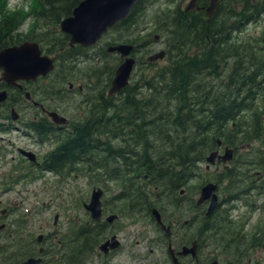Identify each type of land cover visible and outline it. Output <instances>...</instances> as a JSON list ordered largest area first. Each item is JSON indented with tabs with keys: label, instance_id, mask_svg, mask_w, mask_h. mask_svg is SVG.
<instances>
[{
	"label": "trees",
	"instance_id": "trees-1",
	"mask_svg": "<svg viewBox=\"0 0 264 264\" xmlns=\"http://www.w3.org/2000/svg\"><path fill=\"white\" fill-rule=\"evenodd\" d=\"M80 1L38 0L24 14L0 9V48L30 39L44 53L55 55V69L38 79L48 81L42 100L75 97V92L59 95L68 82H83L78 112L67 125H55L42 109L31 112L36 118L20 114L23 129L32 131L40 146H51L37 155L39 162L22 161L24 165L15 169L22 171L16 178L10 176L11 183L42 173L80 175L105 191L114 184L111 203L123 204L125 217L150 219L157 230L153 208L168 223L174 219L184 225L187 219L185 226L192 234L197 219L201 234L237 229L229 215L217 226L212 214L198 217L193 195L206 181H215L203 164L219 139L234 152L242 145L250 150L234 159L236 168L222 170L217 179L224 187L244 191L251 188L249 171L258 170L264 196V0H221L210 18L203 8L186 9L185 0H164L165 7L153 13L152 6L160 0H136L129 14L106 32H114L111 39L89 47L70 45L69 35L59 28ZM207 1L197 0V5L203 7ZM26 17L32 19L27 33L16 31ZM156 33L166 44V62H138L122 91L108 95L119 55L107 49L123 42L146 54ZM56 88L61 94H55ZM23 102L21 90L8 88L7 98L0 102V131L15 125L11 108L22 111ZM49 103L45 108L52 110ZM192 178L197 180L192 183ZM106 230L96 221L88 231L83 224L72 234L66 230L51 257L58 264H84ZM36 243L32 234L22 241L3 242L0 249L10 254L15 249L10 259L18 260L35 255Z\"/></svg>",
	"mask_w": 264,
	"mask_h": 264
},
{
	"label": "flooded vegetation",
	"instance_id": "flooded-vegetation-1",
	"mask_svg": "<svg viewBox=\"0 0 264 264\" xmlns=\"http://www.w3.org/2000/svg\"><path fill=\"white\" fill-rule=\"evenodd\" d=\"M32 41L30 39L23 40ZM21 42L17 43L20 44ZM12 44V45H17ZM11 46V45H8ZM7 47V46H5ZM4 48V47H3ZM2 49V48H0ZM150 50H152L150 46ZM167 50L164 49L165 55ZM137 50L133 48L131 56H133L137 63V57L135 56ZM164 55V57H165ZM122 61V58L119 56V62ZM40 82L37 80H20L17 83L20 85L6 84L0 80V90L5 89L8 95V88L14 87L22 91L23 104L22 111L17 110V118L15 121H11L16 124V128L22 127V122L20 123L19 117L23 113L25 117L36 118L35 115H32L37 109H42L40 105H35L34 102L40 103L36 100V97L39 96L40 88L37 86V83ZM82 85H78L79 91H81ZM76 90L74 85L68 84L66 91ZM65 91V92H66ZM26 92L29 93L30 97L27 98ZM74 92V91H73ZM66 95H63L65 97ZM54 100V98H52ZM50 99V101L52 100ZM45 108V107H44ZM12 109V108H11ZM15 109V108H14ZM21 111V112H20ZM43 111V109H42ZM32 112V113H31ZM5 120V119H4ZM11 120V119H10ZM69 120V119H68ZM67 125V124H65ZM59 126V125H57ZM64 126V125H62ZM23 132L26 136L32 139L39 145L37 136L30 130H24ZM40 146V145H39ZM217 146V145H216ZM223 144L219 148V152L223 151ZM243 147H246V150H250V147L241 146L237 152L233 151V155L228 162H218L215 159L213 165L209 168H205L207 175L212 176L214 180H208L213 182L216 185L214 194L216 196L215 206L209 210V207L212 203V198L207 197V199L199 202L198 198L200 196V191L203 185L200 186L198 193L195 197V205L198 210V217L202 214L210 216L212 214L211 222L213 226H217V223L223 222V219L229 215V218L233 220V224L237 229L230 228L228 232L223 234H201V223L197 219L194 233H189L190 228L186 227L187 220H182L184 225L179 224L174 219H171V222H166L165 224L169 226V234L166 235L165 232L161 233V227L159 230L154 227L160 233H149L148 227L153 228L152 221L148 219L141 220L143 226H146L141 233L133 234L132 229L129 232H124L125 230L122 227L121 222L125 220L133 222V218L125 217L126 212L121 209L123 204L121 203H111L110 198L115 195H110L106 191L102 193L101 196V217L99 220H94V222H99L104 224L107 228L106 234L102 236L101 242L98 244L95 252L91 253L84 264H264V204H263V192L260 191L262 188L261 181V172L255 169L249 171V183L251 188L244 191H236L232 185L224 187V182L219 181L217 178L222 173V170L227 168H236L233 164L234 159L238 156H244L245 151ZM36 154V153H35ZM260 158V157H259ZM18 160L27 162V157L23 154L18 153ZM197 180V179H196ZM194 178L191 179V182L196 181ZM206 181V182H208ZM185 189L180 190L181 209H185L186 198H185ZM183 196V197H182ZM74 206V204H73ZM84 209L83 215L80 218L68 219L66 221V230L72 234L73 231L77 230L80 225H85V231H88L93 225V219L91 218L90 212L85 208V202L82 201L80 206ZM242 208H244L242 210ZM258 210L263 214L262 221L257 222L255 225L251 222L252 214ZM18 209L15 206H7L0 204V243L3 242L11 243L16 241L24 240L28 235H32L34 232L30 231L26 233V224L24 223L23 218L16 216ZM235 215L238 217V220H235L233 217ZM116 216V217H114ZM111 219H108V218ZM114 217V218H112ZM58 219V218H57ZM57 219L54 220L53 229L46 231L45 234H42L40 242L35 244L37 248V253L35 255L29 256L41 257L40 264H58L57 259L51 257L59 245H61L60 237L62 229L61 227L57 229L58 223ZM119 222V223H118ZM71 224H75V229L70 228ZM20 225L22 227H20ZM226 225V224H225ZM151 228V230H152ZM154 229V230H155ZM235 231H240V235ZM41 234V233H40ZM37 234L36 240H37ZM130 237L128 240H131L129 250L126 252L129 254L130 259H123L122 261L117 262V254L121 253L126 247H122V239ZM118 239L120 244L117 248H109V241L113 243ZM104 242L107 243V251L99 250L100 245ZM196 243V244H195ZM139 245L142 250L141 253H138L136 246ZM184 246L192 247L196 246L194 254L192 252L181 253ZM43 249V251H41ZM4 252V253H2ZM16 254V250L13 249L12 253H9V250L1 251L0 249V264H22L26 258L22 259H10L13 255Z\"/></svg>",
	"mask_w": 264,
	"mask_h": 264
},
{
	"label": "rangeland",
	"instance_id": "rangeland-1",
	"mask_svg": "<svg viewBox=\"0 0 264 264\" xmlns=\"http://www.w3.org/2000/svg\"><path fill=\"white\" fill-rule=\"evenodd\" d=\"M38 0H0V9H5L8 12H16L20 10L22 14L24 12H30L31 9L35 8V3ZM189 0H185L184 6L188 3ZM187 6V5H186ZM165 7V1L160 0L156 2L152 8L151 12L153 13L155 10ZM32 19L30 17H26L22 20L19 27L16 31H20L23 33H27L29 25ZM254 25H252L253 27ZM250 26V28H252ZM36 34V33H35ZM114 35V32L106 33L98 42L99 46L104 45L105 41L111 39ZM155 40L152 41V50H148L146 54L136 53L137 63L140 65H145L148 62H157L158 64H163L166 62L167 56L163 59H152L151 57L164 51L166 49V44L163 41V38L159 37L156 34H153ZM123 43V42H120ZM119 44V43H116ZM115 45V44H113ZM112 52V51H108ZM118 55V54H117ZM113 64L115 62H112ZM138 65V64H136ZM79 66H83V62H79ZM136 70V68L134 69ZM138 72V71H137ZM47 80H41L37 83V86L40 88L39 96L36 97V100L40 101V104L45 107L48 106L47 101L42 100L43 94V86L47 84ZM74 85L76 90H73L76 93L75 97L66 98L65 100H58V95L54 96L53 102H50L52 110L56 111L60 115L64 116L67 121H69V117H73L75 112H78L77 100L80 99L81 95L78 93L79 89L78 85H82L81 79H77L76 81H70L68 84ZM67 86V84H66ZM68 88V87H67ZM58 88H56V91ZM82 90V89H81ZM66 91L59 96L69 95L70 92ZM72 94V93H71ZM21 112V111H20ZM23 115V113H22ZM32 118V117H29ZM2 122V121H1ZM6 123V122H3ZM15 125H12L10 129L5 132L0 131V204L7 206H15L18 211L16 216L23 218L24 223L26 224V233L30 231L34 232V236L37 234H44L46 231H50L53 229L54 218L57 217V223L59 229L61 227L62 232L66 231V221L70 217L80 218L83 215L84 209L81 208L82 201L88 202L92 192V185L88 184V181L85 177L77 175V176H65L58 177L50 173H42L41 176L33 179L23 178L17 183H11L10 176L15 177L20 173L18 170H15L22 161L18 160V153L20 149L31 151L32 153H36V156H41L46 150L49 149L51 145L39 146L36 142L26 136L23 132V129L16 128ZM247 148L243 147L245 151ZM222 153V150H221ZM38 159V156H37ZM36 159V161H37ZM25 164V163H24ZM23 164V165H24ZM27 164V162H26ZM205 164V163H204ZM203 164V165H204ZM22 165V164H21ZM22 171V169H20ZM39 174V173H37ZM209 176V175H208ZM16 178V177H15ZM5 184H8L7 186ZM103 188V187H102ZM116 189V186L113 184L110 186V192L107 193L112 195ZM112 191V192H111ZM197 197V195H193V198ZM264 198V196H263ZM262 198V199H263ZM74 204V206H73ZM244 208H242L243 210ZM235 220H238L235 215H233ZM76 218V219H77ZM263 214L256 210L252 214L251 222L255 225L257 222L262 221ZM141 221L138 223H130L126 222L124 232L129 229H132L133 234H140L146 226L142 225ZM148 227L149 233H155L154 226ZM61 232V233H62ZM144 232V231H143ZM130 233V232H129ZM1 244V243H0ZM137 252L141 253V249L139 245L136 246ZM125 253H121L119 259L125 258Z\"/></svg>",
	"mask_w": 264,
	"mask_h": 264
},
{
	"label": "water",
	"instance_id": "water-1",
	"mask_svg": "<svg viewBox=\"0 0 264 264\" xmlns=\"http://www.w3.org/2000/svg\"><path fill=\"white\" fill-rule=\"evenodd\" d=\"M221 0H208L203 7L197 5V0H189L186 9H205L206 15L210 18L216 11L217 5ZM136 0H81L72 10L71 14L63 18L60 22V30L69 35L70 45L80 44L82 46L94 45L109 28L116 22L124 19L130 12ZM133 44L119 43L112 45L108 51H115L122 57L121 63L116 67L114 75L110 81V87L107 91L108 95H113L122 91L125 87L133 70L135 59L129 54L133 50ZM164 56V51L154 54L151 58L157 59ZM0 80L6 84L20 86L19 80H36L38 76H46L54 69V57L42 53L39 44L35 41H24L17 45H11L0 49ZM27 98L30 97L26 92ZM7 97V91H0V102ZM35 105H40L34 102ZM43 110H45L43 108ZM47 115L57 125L66 123V118L56 111L46 110ZM13 120L17 118V113L14 109L11 110ZM221 144L220 140L217 145ZM31 161L36 162L35 155L31 151L22 150ZM232 157V150L226 147L223 154H219L217 150L212 151L206 160L209 163L217 161L226 162ZM216 185L214 183L205 184L200 191L198 201L201 202L207 197L212 198V203L209 207L211 210L216 204V196L214 194ZM102 190L100 188L93 189L89 203L85 204V208L91 212V217L95 220L101 216V201L100 197ZM152 214L156 222L164 229L166 234H169V227L162 222L161 215L156 208L152 209ZM196 244V243H195ZM107 243L100 246L106 250ZM112 245V246H111ZM110 246L115 247L117 242H113ZM196 246H184L181 253L192 252L194 254ZM41 258H29L22 264H39ZM214 264V263H212Z\"/></svg>",
	"mask_w": 264,
	"mask_h": 264
},
{
	"label": "bare ground",
	"instance_id": "bare-ground-1",
	"mask_svg": "<svg viewBox=\"0 0 264 264\" xmlns=\"http://www.w3.org/2000/svg\"><path fill=\"white\" fill-rule=\"evenodd\" d=\"M43 108H44V107H43ZM43 108H42V109H43ZM12 109H14V108H12ZM12 109H11V110H12ZM44 109H45V110H43V111L46 113V110H48V109H46V108H44ZM14 111L17 113L16 109H14ZM46 114H47V113H46ZM10 118H11V121H15V120H16V119H15V120L12 119V117H11V111H10ZM2 122H4V121H2Z\"/></svg>",
	"mask_w": 264,
	"mask_h": 264
}]
</instances>
